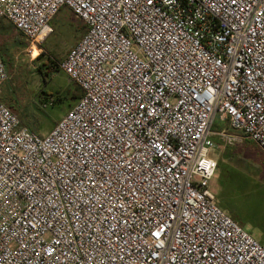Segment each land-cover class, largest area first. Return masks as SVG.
I'll list each match as a JSON object with an SVG mask.
<instances>
[{
    "label": "built area",
    "instance_id": "1",
    "mask_svg": "<svg viewBox=\"0 0 264 264\" xmlns=\"http://www.w3.org/2000/svg\"><path fill=\"white\" fill-rule=\"evenodd\" d=\"M63 8L77 103L42 135L0 99V264H264L210 189L216 119L264 153V0H0V21L33 53Z\"/></svg>",
    "mask_w": 264,
    "mask_h": 264
},
{
    "label": "rangeland",
    "instance_id": "2",
    "mask_svg": "<svg viewBox=\"0 0 264 264\" xmlns=\"http://www.w3.org/2000/svg\"><path fill=\"white\" fill-rule=\"evenodd\" d=\"M85 31L84 23L63 8L36 56L22 37L0 32V52L8 74L0 99L30 130L48 133L79 100L81 89L61 71L60 63ZM221 130L236 139L216 136ZM212 134L216 148L211 156L217 168L210 189L215 203L255 240L264 242V153L227 121L216 119Z\"/></svg>",
    "mask_w": 264,
    "mask_h": 264
},
{
    "label": "crops",
    "instance_id": "3",
    "mask_svg": "<svg viewBox=\"0 0 264 264\" xmlns=\"http://www.w3.org/2000/svg\"><path fill=\"white\" fill-rule=\"evenodd\" d=\"M58 15V14H57ZM57 15L52 19L51 21V26L53 24V21L56 19ZM14 32L15 34H17L19 37H21L19 35V33L11 26V24L9 22H7L6 20H1L0 21V32L3 33V32ZM1 54V52H0ZM2 56V54H1Z\"/></svg>",
    "mask_w": 264,
    "mask_h": 264
},
{
    "label": "bare ground",
    "instance_id": "4",
    "mask_svg": "<svg viewBox=\"0 0 264 264\" xmlns=\"http://www.w3.org/2000/svg\"><path fill=\"white\" fill-rule=\"evenodd\" d=\"M38 53H39V51H37V50H34V51H33V55H34V56H36Z\"/></svg>",
    "mask_w": 264,
    "mask_h": 264
},
{
    "label": "trees",
    "instance_id": "5",
    "mask_svg": "<svg viewBox=\"0 0 264 264\" xmlns=\"http://www.w3.org/2000/svg\"><path fill=\"white\" fill-rule=\"evenodd\" d=\"M84 28H85V25H84ZM50 66L53 67L54 66V62L53 61H50ZM80 89V88H79ZM81 91V90H80ZM81 94V93H80Z\"/></svg>",
    "mask_w": 264,
    "mask_h": 264
}]
</instances>
